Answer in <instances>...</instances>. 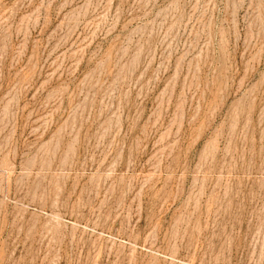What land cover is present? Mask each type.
Listing matches in <instances>:
<instances>
[{"label": "rangeland", "instance_id": "1", "mask_svg": "<svg viewBox=\"0 0 264 264\" xmlns=\"http://www.w3.org/2000/svg\"><path fill=\"white\" fill-rule=\"evenodd\" d=\"M0 264H264V0H0Z\"/></svg>", "mask_w": 264, "mask_h": 264}]
</instances>
